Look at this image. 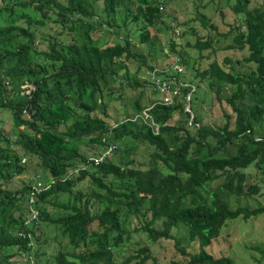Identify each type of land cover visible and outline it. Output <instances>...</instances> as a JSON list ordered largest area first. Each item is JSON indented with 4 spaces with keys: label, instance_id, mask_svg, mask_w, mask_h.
<instances>
[{
    "label": "trees",
    "instance_id": "1",
    "mask_svg": "<svg viewBox=\"0 0 264 264\" xmlns=\"http://www.w3.org/2000/svg\"><path fill=\"white\" fill-rule=\"evenodd\" d=\"M11 1L0 0V17L10 18L0 25V111L11 114L17 134L10 142L0 128V264H19L13 257L21 251L33 257V263L27 260L26 264H39L43 250L33 249L41 242L42 224L59 233V239L49 243L57 245L53 264H118L117 250L129 239L120 217L123 208L144 222L135 232L148 241L172 240L185 256L183 264H234L205 248L226 221H246L264 213V207L232 209L223 197L256 195V186H245L244 171L252 165L264 172V134L256 130L264 122V0H227L231 11L242 16L244 27L234 38L235 45L246 51L243 62L254 65V70L241 74L212 62L195 74L226 104L224 123L205 125L201 112H192L190 106L191 113L186 112L184 97L190 88L182 87L173 107L155 105L149 110L158 134L141 118L128 120L156 101L142 105L141 92L130 104L132 117L109 126L103 119V92L117 82L115 63L134 60L136 73L152 69L143 54L132 50L131 34L120 29L127 22L137 26L141 44L151 37L156 41L163 32L173 34L178 25L165 26L160 10L165 0ZM14 7L36 15L22 11L15 16ZM209 22L199 15V24L215 31ZM94 30L118 42L100 46L92 36ZM170 45L175 52L177 44L171 41ZM194 48L203 51L212 46L210 41L197 40ZM125 80L129 88L147 85L136 78L133 83ZM24 84L31 86L26 92L21 90ZM225 90L230 91L228 96H222ZM195 92L196 86L189 105ZM124 138L153 149L144 181L141 169L114 164V153L95 165L91 157L99 151L91 157L81 151L82 143L101 149ZM14 147L38 169L35 182L47 187L36 197L38 216L29 225L24 224L30 215L26 202L35 182L17 190L7 188L25 171ZM39 170L49 174L46 181ZM85 180L88 185L83 192L78 184ZM214 182L220 183L209 189ZM62 194L67 195L66 202L52 201ZM47 205L57 209L56 216L45 210ZM180 225L187 228L189 240L197 243V253L188 254L172 236L171 231ZM31 242L33 249L27 248ZM253 249L264 253L260 246ZM150 259L159 264L148 248H139L120 264L133 260L145 264Z\"/></svg>",
    "mask_w": 264,
    "mask_h": 264
},
{
    "label": "rangeland",
    "instance_id": "2",
    "mask_svg": "<svg viewBox=\"0 0 264 264\" xmlns=\"http://www.w3.org/2000/svg\"><path fill=\"white\" fill-rule=\"evenodd\" d=\"M13 1L15 0H12L11 4ZM165 1V6L163 5L162 7L164 25L168 28L173 24L178 25L179 36L175 37L169 31L163 32L156 41L151 37L146 44H141L137 26L127 22L126 28H121L120 32L126 29L131 34V43L134 46L132 50L143 54L146 63L150 66L156 65L159 69H165L170 64L172 57L179 58L183 66L180 73L182 74V78H184L187 84L193 85V87L196 86V92L193 94L192 102L189 105L192 112H201L202 124L218 127L224 123V113L228 112L227 106L223 100L218 101L216 94L208 89L206 82L200 81L199 78L195 77V74L206 70L212 62L218 63L227 71L233 69V71L241 74L254 70V65L243 62L246 51L239 50L234 42V38L238 32L244 30L240 18L242 16H237L231 11V2L229 1L228 4L227 0ZM101 8V4L98 3L97 9L101 10ZM13 9L15 16H19L22 11L27 14L36 15L29 9L23 10L20 7H14ZM199 15L206 16L210 20L209 24H213L216 30L213 31L210 28L204 29L199 24ZM120 17L118 24H121L124 15L122 14ZM8 20L10 18H7V15L4 14L0 17V25H6L9 22ZM17 23L21 24L20 21ZM188 27L192 28L191 30L194 32L192 33ZM92 36L98 45L103 47L109 43L118 42L115 37L104 35L98 30H94ZM197 40L210 41L212 48L198 51L194 48ZM171 41L177 44L175 52L170 50ZM167 52L171 57L165 55ZM224 60H229L231 63L224 64ZM137 64L134 60L127 61L124 64L120 62L114 64V67L118 70L117 82L103 92L106 112V118L103 119L109 126H114L117 122L127 117H132L130 116L132 113L130 104L139 97L141 92H143V97L141 98L142 105L146 104V100L157 101L162 97V94L154 90L152 85L143 79V69H139L136 73ZM126 77L131 83H133L131 81L132 78H136L139 81H145L147 85L129 88L125 80ZM29 88H31L29 84H24L21 90L26 92ZM229 94L230 91L225 90L222 96H228ZM95 114L102 117L100 111L95 112ZM177 116L182 115L177 114ZM13 123L14 121L9 112L0 111V128L8 135L10 142L14 141L17 134ZM256 130L259 134H264V122ZM110 144H115L116 146V150L111 157L112 162L121 166L126 165L128 168L141 169L144 181L149 167V156L153 149L140 141H132L129 138H124L114 143L110 142ZM13 149L21 155L20 163L25 166L23 174L15 176L7 186L10 190H17L26 184L33 185L38 177L35 175L38 169L33 163L28 161L19 147H14ZM81 151L91 157V155L97 153L100 149L97 146L93 147L92 144L82 143ZM37 173L38 175L42 173L40 174L42 181H46L49 178V174L43 170H39ZM244 173L246 176L245 186H256L259 192L249 198L223 196L228 206L232 209L239 206L248 207L249 209L264 207V172L251 165ZM219 183L214 182L208 188L213 189ZM87 185L88 180L78 184V186L82 187L83 192L87 191ZM66 199L67 195L62 194L53 198L52 201L66 202ZM45 210L52 216H56L58 212L57 209L50 205H47ZM120 217L123 221L124 229L128 232L129 239L117 250L115 259L118 264L123 263L128 257L135 254L139 248H148L153 258L159 264H168L172 261L184 263L185 256L177 251L172 240L150 242L143 233L135 232V229L144 223L143 221L140 222L138 217L130 215L126 208L121 210ZM147 218H150V216L148 215ZM41 229V242L39 247L35 244L33 252L42 249L44 256L41 257L39 264H53L52 255L56 251L57 245L49 246V243L52 239H59V233L50 227H45L44 224H42ZM187 231V228L180 225L176 229H173L171 234L179 242V246L184 248L188 254H195L199 250L198 245L196 242L189 240ZM255 246H260L264 251V213L246 221L241 218L226 221L220 230L219 236L205 250L214 257H227L234 264H264V253L261 254L254 250L253 247ZM13 260L19 264H26L27 262V260H21L19 255L13 257ZM129 264L136 263L133 260ZM145 264H152V260H148Z\"/></svg>",
    "mask_w": 264,
    "mask_h": 264
},
{
    "label": "built area",
    "instance_id": "3",
    "mask_svg": "<svg viewBox=\"0 0 264 264\" xmlns=\"http://www.w3.org/2000/svg\"><path fill=\"white\" fill-rule=\"evenodd\" d=\"M160 10H162V8H160ZM172 26H174V24ZM179 35V29L175 28L173 31V36L177 37ZM165 55L167 57H171L168 52ZM182 67L183 66L181 64L180 59L177 57H172L170 64L166 66L165 69H159L158 66L154 65L152 66V69L143 70V79L148 84H151L154 90L162 94V97L158 99L154 104L149 105L145 110L142 111L141 114L136 115L133 118H129L128 120L135 121L137 118H141L145 123H147V125L153 128L154 134H158V126L149 116V110H151L155 105L173 107L177 102L176 99L180 96V88L182 87L190 88L189 93H187L184 97L185 102L187 103H185V111L190 112L189 102L191 93L194 91V87L193 85L187 84V82L184 81V78H182V74H180L182 72ZM114 150L115 146L113 144L104 145L103 147H101L100 151L95 156L91 157V161L95 165L102 164L106 158L110 157L114 153ZM46 189L47 187H45L41 183V181H37L29 190L26 208L28 212H30V215L28 213V218H25V225H29L30 222L36 220L38 216V212L34 208L36 197L42 190ZM27 248L33 249L32 242L27 244ZM19 256L23 261L31 260L32 262L31 256L25 251H21Z\"/></svg>",
    "mask_w": 264,
    "mask_h": 264
}]
</instances>
